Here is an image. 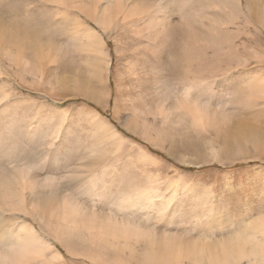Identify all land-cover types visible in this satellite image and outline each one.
I'll list each match as a JSON object with an SVG mask.
<instances>
[{
    "label": "rangeland",
    "instance_id": "rangeland-1",
    "mask_svg": "<svg viewBox=\"0 0 264 264\" xmlns=\"http://www.w3.org/2000/svg\"><path fill=\"white\" fill-rule=\"evenodd\" d=\"M29 1L32 25L48 32L36 40L41 60L34 63L26 51L22 60L28 64L20 69L0 61V87L9 89L0 102V188L13 184L14 176H29L33 196L71 194L96 222L110 219L122 232L125 224L137 226L159 244L167 238L187 250L195 242L225 240L234 227L264 216V93L253 97L248 89L264 78V0H128L143 15L123 21L119 13L108 32L78 12L73 16L81 26L52 3ZM85 27L103 45L106 74H100L103 64L92 70L80 34H73ZM191 103L207 114L203 128L182 108ZM92 113L121 137L117 147L100 142ZM96 159L101 163L93 167L102 164L107 175L92 197L84 178ZM145 187L158 192L154 203L119 208L126 191ZM168 199L170 210L156 214ZM9 214L0 215L4 248L13 242L10 229L22 222L51 247L48 257H60L54 264H146L143 241L133 253L120 254L81 236L58 240L40 216ZM6 223L10 229L4 230ZM154 252L164 256L161 249ZM169 264L193 263L180 257Z\"/></svg>",
    "mask_w": 264,
    "mask_h": 264
},
{
    "label": "bare ground",
    "instance_id": "bare-ground-1",
    "mask_svg": "<svg viewBox=\"0 0 264 264\" xmlns=\"http://www.w3.org/2000/svg\"><path fill=\"white\" fill-rule=\"evenodd\" d=\"M40 1L45 3H52L56 8L54 9V11L63 14V17L67 19L70 17V19L73 20V25L81 26V20L79 19L80 17L77 18L76 16H73L75 12H78V15L80 13V16H85L84 18L98 24L107 32L114 25L115 21H117V14L119 13L122 16L123 21L134 19L135 17L140 19L143 15V8L139 4H134L133 2L135 1H131V3L129 4L128 0ZM239 1L240 0H236V3L238 4ZM100 4H104V6L101 7ZM30 5L31 3L29 0H22L20 4H18V0L0 1V61L3 59V61L7 60V63L9 64V66H11L12 69L15 67L16 69H20V65L26 63L28 64L27 61L24 63L22 60L23 56H25L24 53L26 51L28 53V55L26 54V58L34 61V63L38 60H41L38 52L40 42L37 41L38 38L43 39L46 36L45 33L48 32V27H45L42 30L40 28L38 30L37 28L39 26H35L34 24L32 25L33 18L31 17L32 15H30V11H28ZM21 14L23 15V17H20ZM33 20L35 21V19ZM260 20L262 21V24H264V14L260 17ZM19 28L23 33L16 30H19ZM28 28H30V31L24 32ZM73 31L72 32L75 35L80 34V41H82L80 46L92 58V60H90L92 61V63H88L89 65H93L92 70L97 68L98 71H100L98 67L102 66L101 64H103V69H101L102 67L100 68L102 72L100 74H106L108 69V59L107 55L104 53V48L99 37L93 31L87 29L86 27L83 28L82 31ZM25 43L28 44L26 49L24 48L26 45ZM24 66L26 67V65ZM1 71L2 69L0 67V75ZM19 78L21 77L19 76ZM86 87L87 86L83 88ZM78 88L79 87H77V89ZM191 88L192 83L189 84L186 89H184L185 100L183 104L186 103V100L188 99L189 94L192 91ZM248 89L249 91H251V95H253V97L257 92H259L260 94L264 93V78L257 79L256 85L254 84L253 88L250 87ZM7 91H9V89L6 90V88L0 87V102L8 98V94L6 93ZM83 96H86L85 99H89V101H92L96 104H99L101 102L99 99L101 97H94L97 96L96 94L89 95V97L88 94H85ZM191 104L189 106H181L184 111L190 112L189 115L192 118L194 124H196L197 127L200 126L201 128H203L207 123V114L198 109L196 105ZM93 119L96 126V134L102 140L100 142L107 143L108 145L113 147H117L116 142H118L121 137L108 123L101 121L96 115H93ZM100 163L101 159L98 162L96 159V161H94L93 164L89 167V170L87 169L88 173L84 178V185H87L88 193H93L92 197L95 196L94 191L97 188L98 181L102 180L103 176L107 175L106 167H102V164L97 166L98 169L93 167L96 166V164ZM99 170H101V176L98 175ZM94 172L97 174H95ZM22 173L25 175H29L25 172ZM13 178V184H11V182H8L7 184L2 185V188H0V215L8 212L10 213V217L23 213L33 214L37 217L40 216V218L42 219V223H45V225L42 226H44V228H47L49 233L52 234V236H55L58 240L67 242L73 240L75 237L78 238V236H81L83 237V239L81 240H85V243L89 242L93 247H96V245H103L106 248L117 250L120 254H123L124 250L126 249H129L130 252L133 253V245L136 243H140V241H143L146 245L143 243L145 249L144 252L140 254V256L142 257V261L146 264H155L158 261L164 264H169L172 261H176L178 258L180 259V257H187L188 260H190L193 264H198V262H202L204 259L207 260L208 264H264V216H259L253 221L243 223L236 228L234 227L231 234L228 235L225 240H223L222 238L220 240L212 242H209L211 240L207 239V243L195 242L190 244L192 245L191 249L187 250L177 247V245L173 244L172 240H169L167 238H164L161 241L162 243L159 244L156 242L157 238L155 234L151 236H149L148 234V236H146V234L140 231L141 229L137 226L134 227L125 224L124 227H126V229L124 230V232H122L120 229L123 226L116 225L115 222L110 219H107L108 222H96L94 220V213H85L84 210H82V208H85V206L71 194L60 197L56 192L51 191L48 194L34 193L35 196H33L31 194L34 190L32 189V181H30L32 179H30L29 176H14ZM28 190L33 191L27 192ZM43 192L45 193V191ZM157 193L158 192L155 193L154 190L149 187L131 188L120 197L119 208H131L135 206L144 207V204L146 205V202L154 203V196H156V199L158 197L157 195H155ZM26 195L29 196V201L26 200L28 198H25ZM164 201L157 207L158 209L156 214H161V216L163 213H167V211L170 210V205H172L173 203V201L169 199L168 201ZM78 218H80V224H78ZM82 219H85L86 222H84ZM8 223L12 224L14 222L10 220ZM2 226V229L5 230V228L8 227V224L6 223ZM4 232L5 231L0 232V235L5 234ZM9 234V237H11L13 240L10 247L4 248V241L2 242V240H0V264H7L8 261L11 264H17L18 262L15 263L14 261L21 260L22 258L25 261L24 264L36 259L38 260V262L42 261L45 264H54L59 261L60 257L57 254H52L49 257L47 256V253L49 251L51 252V247L44 243L28 225L20 222L18 226L12 227L10 229ZM7 243L8 242H6V244ZM121 243H124L126 246L120 245ZM174 247H177V250ZM159 249L162 250L161 254L164 255V258L155 254L154 251H157Z\"/></svg>",
    "mask_w": 264,
    "mask_h": 264
}]
</instances>
